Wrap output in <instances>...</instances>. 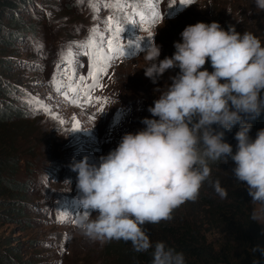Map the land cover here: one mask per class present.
<instances>
[{
    "label": "rangeland",
    "instance_id": "374dc122",
    "mask_svg": "<svg viewBox=\"0 0 264 264\" xmlns=\"http://www.w3.org/2000/svg\"><path fill=\"white\" fill-rule=\"evenodd\" d=\"M16 1L20 4L12 12L13 21L5 13L0 20V176L14 185L2 184L5 192L0 194V264H109L106 242L90 240L76 226L84 210L76 199L72 161L88 156L90 163L98 162L124 134L143 129V118H153L148 108L158 98L154 90L176 75L169 70L157 84L145 77L144 53L153 38L162 46L161 60L172 56L183 29L197 22H218L225 30L231 25L264 43V11L256 8L255 0H195L185 7L179 0H158L157 22L128 25L126 13L135 14L109 7L115 0ZM136 3L150 17L146 0ZM110 15L125 27L120 41L125 55L101 78L103 88L87 98L86 88L68 92L76 80L69 79L72 71L87 77L90 70L89 57L76 43L85 41L93 27L100 29L97 38L114 35V25L109 31L107 23ZM54 72L63 85L60 91L51 83ZM76 123L79 131H74ZM65 180H71L70 191ZM243 187L264 232V204L252 202ZM230 232L231 237L236 234ZM226 236L216 231L209 238L223 241Z\"/></svg>",
    "mask_w": 264,
    "mask_h": 264
},
{
    "label": "clouds",
    "instance_id": "9594fccd",
    "mask_svg": "<svg viewBox=\"0 0 264 264\" xmlns=\"http://www.w3.org/2000/svg\"><path fill=\"white\" fill-rule=\"evenodd\" d=\"M255 5L264 11V0ZM180 36L170 57L160 59L162 46L154 38L144 53V75L153 84L179 70L170 84L154 90L158 98L148 108L153 118H143V129L124 134L98 162L84 156L70 165L77 202L88 213L76 221L80 232L93 241L123 240L138 252L151 250V264H186L183 252L153 243L143 226L169 221L175 209L198 199L210 177L209 161L227 163L230 157L236 180L252 202L264 204V129L253 139L246 122L264 113V43L218 22L188 25ZM237 124L233 153L225 131ZM64 183L70 191L71 180ZM214 187L226 197L219 181Z\"/></svg>",
    "mask_w": 264,
    "mask_h": 264
},
{
    "label": "trees",
    "instance_id": "16d2710c",
    "mask_svg": "<svg viewBox=\"0 0 264 264\" xmlns=\"http://www.w3.org/2000/svg\"><path fill=\"white\" fill-rule=\"evenodd\" d=\"M19 4L16 0H0V20L1 14L5 13L8 21H13L12 12ZM206 67L212 70L210 62ZM178 71L175 69V74ZM246 122L252 125L249 135L255 139L257 131L264 129V113L255 119H246ZM213 128L223 131L217 125ZM238 129L239 124L230 132L225 131V142L232 145L233 153L237 150L235 133ZM234 166L230 157L227 163L209 161L210 177L200 189L198 199L175 209L169 221L143 226L151 241H164L183 252L186 264H264V232L252 216L243 182H238L232 171ZM2 181L0 176V194L5 192L2 184L10 185ZM216 181L226 191V197L221 198L215 191ZM11 209L22 214L19 208ZM231 230L236 232L233 237L229 235ZM216 231L228 236L223 241H211L209 236ZM106 246L112 257L109 264H151V250L138 252L130 242L123 240L106 242Z\"/></svg>",
    "mask_w": 264,
    "mask_h": 264
},
{
    "label": "snow or ice",
    "instance_id": "6c2138e0",
    "mask_svg": "<svg viewBox=\"0 0 264 264\" xmlns=\"http://www.w3.org/2000/svg\"><path fill=\"white\" fill-rule=\"evenodd\" d=\"M156 3L158 0H146V5L148 8H151V15L146 16L145 12L140 10L136 0H115V3L109 5V7L118 8L120 11H125L126 9H131L134 16H129L126 13V21H130L128 25H139V24H151L157 22L161 16L160 13L156 10ZM173 3H176V0H173ZM195 3V0H179V5L186 6L189 4ZM99 11V9H95ZM96 17L94 16L93 19ZM107 23L109 31L113 30L114 25V35L105 37V35L100 34L97 38V33L100 32L98 27H93L89 29V37L83 42H77L76 46L83 51V55L89 57V74L87 77L79 75L76 71H72V76L69 77L71 80L73 77L76 78L75 83H70L68 85V92L75 93L78 90L83 91V89H89L88 92H85V97L91 95V91H94L97 88H103L104 85L101 83V78L108 75V70L111 67L112 62L118 58L125 55V48L120 42L122 38V33L125 31V27L122 26L121 22L116 20L113 16L107 18ZM149 36L152 35L151 32L148 33ZM139 47V45H136ZM63 59V57H62ZM82 66V65H80ZM57 68L64 71V75H67L60 64H57ZM90 80L91 83H86ZM52 86L56 88L57 91H60L61 85L57 82V74L54 72L52 76ZM67 93H65L66 95ZM73 104L79 105V101L73 99L71 101ZM102 110V109H101ZM51 114V110H47ZM57 118V117H53ZM94 119V117H93ZM61 123H64L62 120ZM80 124L76 123L74 125V131H79ZM87 215L88 213H84Z\"/></svg>",
    "mask_w": 264,
    "mask_h": 264
},
{
    "label": "bare ground",
    "instance_id": "6f19581e",
    "mask_svg": "<svg viewBox=\"0 0 264 264\" xmlns=\"http://www.w3.org/2000/svg\"><path fill=\"white\" fill-rule=\"evenodd\" d=\"M78 138H79V137L77 136V141H78ZM74 152H77V150H75Z\"/></svg>",
    "mask_w": 264,
    "mask_h": 264
}]
</instances>
